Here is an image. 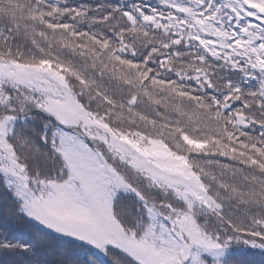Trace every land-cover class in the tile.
<instances>
[{"label": "snow or ice", "instance_id": "snow-or-ice-1", "mask_svg": "<svg viewBox=\"0 0 264 264\" xmlns=\"http://www.w3.org/2000/svg\"><path fill=\"white\" fill-rule=\"evenodd\" d=\"M240 245L264 256V0H0V264Z\"/></svg>", "mask_w": 264, "mask_h": 264}, {"label": "trees", "instance_id": "trees-1", "mask_svg": "<svg viewBox=\"0 0 264 264\" xmlns=\"http://www.w3.org/2000/svg\"><path fill=\"white\" fill-rule=\"evenodd\" d=\"M75 2L79 3V2H82V0H75ZM89 2H93V0H89ZM150 2H151V0H150ZM237 247L242 252L255 253L254 255H252V254L248 255L247 259H248L249 264H261V261L264 260V256L259 255L258 250H249V249H246L245 246H243V245H240Z\"/></svg>", "mask_w": 264, "mask_h": 264}]
</instances>
